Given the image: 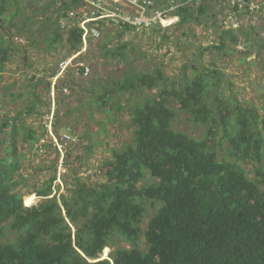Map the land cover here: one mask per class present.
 <instances>
[{"label": "trees", "instance_id": "obj_1", "mask_svg": "<svg viewBox=\"0 0 264 264\" xmlns=\"http://www.w3.org/2000/svg\"><path fill=\"white\" fill-rule=\"evenodd\" d=\"M243 1L246 5L240 8V3L232 4V0H193L175 12L179 18L176 26L187 27L192 22L204 25L207 17L214 18L212 27L220 36L210 46L200 47L198 56L218 51L226 55L225 36L239 44L238 32L227 17L238 21L264 10L262 5L251 12L248 5L254 0ZM165 2L155 3L160 6ZM32 5H42L54 22L53 33L44 39L47 50L66 47L68 57L82 48V30L57 0H0V28L4 31L0 34L1 76L12 62L16 46H24L14 38L25 35L26 25L35 22L27 16ZM217 5L226 8L224 22L228 25L218 23L213 13ZM18 18H24V23ZM51 23L46 19L43 25ZM168 28L156 25L144 33L161 35ZM126 33L140 35L125 27L99 41L105 63L130 62L126 45H111L114 37ZM162 38L170 39L166 34ZM258 46L264 48V41ZM24 61L31 71L35 69L25 56ZM196 63L193 76L185 73L174 79L158 66L133 74L117 71L111 86H104L99 93L91 91L90 99L81 103L89 121L98 116L102 119L98 128L104 130L106 123H115L119 115L128 113L133 140L122 148H112L110 158L99 167L105 181L95 185L84 182L75 165L65 158L71 171L66 176H74L66 182L67 194L51 198L59 156L52 164L51 178L30 192L28 196L34 199L27 202L22 191L34 158L51 148L60 155L53 143L40 145L47 134L43 117L51 113V78L56 69L45 68L39 71L42 78L37 77L38 71L31 77L26 85L33 97L31 104L17 115L5 113L0 122V264H264V97L260 109L233 106L218 90L223 73L216 68V61H210L214 68L200 69L202 63ZM76 81L73 77L57 85L56 136L65 117L76 111L66 105L63 93L64 88L65 93L72 90ZM214 89L218 93L212 96ZM10 91L8 88L6 95ZM41 92L49 97L47 101ZM134 95L140 98L135 105L123 102V97ZM173 105H178L193 124L205 128L203 139L175 128L178 113ZM23 116L41 119L39 127L24 125ZM73 128L67 125L62 129L76 135ZM220 134L223 136L218 140ZM83 136L91 140V131L87 129ZM92 150V146L87 148L88 153ZM31 169L35 174L41 170ZM96 172L91 178L98 176ZM35 196L43 200L32 205ZM119 238L126 246L114 249L112 241ZM109 247L113 251L107 257Z\"/></svg>", "mask_w": 264, "mask_h": 264}, {"label": "rangeland", "instance_id": "obj_2", "mask_svg": "<svg viewBox=\"0 0 264 264\" xmlns=\"http://www.w3.org/2000/svg\"><path fill=\"white\" fill-rule=\"evenodd\" d=\"M214 4H218L213 1ZM260 2V1H259ZM42 5H32L27 9V16L34 18L35 22L26 25L25 35H20L24 39V46H16L17 49L13 51L14 57L6 67V73L0 75V122L1 119L9 114L10 116L17 115L27 105L31 104L33 97L31 92L27 90V84H30L31 77L36 74L37 77L42 78L43 75L39 72L47 68L51 71L55 68L56 64L62 57H67V48L62 46L57 50H47V44L44 41L46 37L51 35L55 29L53 19L48 13H44ZM216 6L213 13L216 15V19L220 25H228V22H224V11L226 8ZM51 19V25L44 26V20ZM228 21L234 25V30L238 32L239 44L235 45L231 42L230 36H225L227 40L228 48L225 50L226 55L222 51L218 52H205L203 57H199L200 47L204 49L211 45L210 42H215L220 36V31L213 26L214 18H206L205 24H199L198 22H192L187 27H179L176 24L170 26L165 33L156 34L147 32L140 35L126 33L123 36H117L112 39L111 45L116 48L120 44L126 45V55L130 62H118L116 60H110L105 63L104 49L99 47V42L92 43L88 50L82 54L84 64H90L92 68L91 76L86 80L79 79L72 87L71 95H67L66 105L74 107L76 111L73 112V117H65L62 125H60L61 132L67 125H73V130L78 136L77 144L69 151L66 159L71 164L75 165V171L79 172L83 177V181L90 185H95L96 182L105 181L99 173V167L102 161L110 158L112 148H122L124 145L129 144L134 137V127L127 119L128 113L118 116L115 123L108 122L105 124V129L100 130L98 124L102 119L98 116L93 117V121H89L87 109L81 107V103L88 101L91 96V91L99 93L104 86L112 85V81L116 79L117 71L128 70L131 74L134 71L148 69L153 71L155 66L161 67L162 71L169 79L181 78L185 73L193 76L194 65L198 61L200 69L210 66L211 62L217 64V69L220 70L223 75L221 77V86L219 92L222 93L226 99H228L231 105H240L246 108L260 109L263 106L264 97V48L260 49L258 44L264 41V10L260 13L254 14V16H243L241 18H228ZM23 24L24 18H18ZM208 24L207 27L205 25ZM239 23V24H238ZM253 25V26H251ZM228 27V26H226ZM251 27V28H250ZM253 28V29H252ZM186 33V34H185ZM0 34L4 35V31L0 28ZM163 34L170 37L169 40L162 38ZM0 35V36H1ZM103 42V40L101 41ZM26 44V45H25ZM251 51L250 55H247L248 51ZM24 56L27 57L33 65L34 70H30L25 61ZM243 58H246L244 61ZM93 77V78H91ZM72 78H69V81ZM93 80V82H91ZM43 87V86H42ZM10 88V92L6 95L7 89ZM217 89L212 91V96L217 95ZM39 95L46 94L41 92ZM58 95L56 94V98ZM50 98L52 99L51 95ZM140 100L138 95L123 97V102H129L130 105H135ZM55 99H52L51 111L57 112L58 105ZM176 109L177 120L175 122V128L186 132L192 137L203 139L205 136V128L197 126L188 120V116L178 109V105H173ZM81 107V108H80ZM67 107H65L66 109ZM45 109V108H44ZM63 113V111L61 112ZM24 125L27 127H33L37 129L41 119L36 117L23 116ZM64 124V125H63ZM91 131V140L84 139V132L86 130ZM60 132V133H61ZM222 134L219 135L218 140L222 138ZM93 147L92 153H88L87 148ZM224 148H227L226 143ZM220 150V149H218ZM222 159L223 154L220 152ZM225 155H229L228 152ZM60 155L51 148L47 153L41 154L34 158V161L29 166L28 174L29 179L26 184V188L23 189L27 202L34 199V196H28L30 192H34L35 188H40L42 184L51 178L54 173L53 163ZM31 167L36 168L38 174H35ZM70 171V167L66 166V163L62 168L57 169V180L54 182L53 194L55 195L67 194L66 182L72 181V173L66 176ZM97 170V172H96ZM98 173V176H91L94 173ZM66 176V178H64ZM36 197V196H35ZM43 199L36 197V201L32 205H37ZM60 201V200H59ZM151 216L147 218L150 219ZM126 246L122 239H115L112 241V247L114 249ZM111 251L108 248L109 257Z\"/></svg>", "mask_w": 264, "mask_h": 264}, {"label": "built area", "instance_id": "obj_3", "mask_svg": "<svg viewBox=\"0 0 264 264\" xmlns=\"http://www.w3.org/2000/svg\"><path fill=\"white\" fill-rule=\"evenodd\" d=\"M192 1L166 0L165 3L158 6L155 3L156 0H57L58 5L66 9L68 18L76 21L77 26L82 30L83 44L78 53L65 57L54 64L56 74L51 78L50 95L52 99L56 100L57 85L60 81L67 82L69 78L73 77L78 81L91 76V65L81 62L80 57L92 43L103 40L109 32L115 33L125 27H131L134 33L140 34L149 31L156 25L163 28L170 27L179 20L174 15L178 8L190 4ZM235 2L240 3V8L246 5L243 0H232V4ZM262 5H264V0H254L248 6L251 12H255L260 10ZM171 21L174 22L165 25L166 22ZM60 23L64 28V21L62 20ZM14 40L19 45L24 43V39L20 36H16ZM64 92H67L66 88H64ZM55 104L54 102V106ZM54 115L55 112L51 111L50 114H45L43 117L47 134L41 139L40 145L47 142L54 144L60 152L59 167L62 168L69 148L77 144L78 137L71 130H66L56 136L53 130Z\"/></svg>", "mask_w": 264, "mask_h": 264}, {"label": "bare ground", "instance_id": "obj_4", "mask_svg": "<svg viewBox=\"0 0 264 264\" xmlns=\"http://www.w3.org/2000/svg\"><path fill=\"white\" fill-rule=\"evenodd\" d=\"M175 21V20H174ZM174 21H171V22H166L165 25H169L170 23L174 22Z\"/></svg>", "mask_w": 264, "mask_h": 264}, {"label": "clouds", "instance_id": "obj_5", "mask_svg": "<svg viewBox=\"0 0 264 264\" xmlns=\"http://www.w3.org/2000/svg\"><path fill=\"white\" fill-rule=\"evenodd\" d=\"M178 22V21H177ZM176 24V23H175ZM174 25V24H173Z\"/></svg>", "mask_w": 264, "mask_h": 264}]
</instances>
